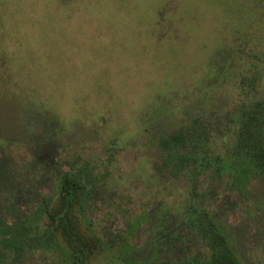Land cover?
Returning <instances> with one entry per match:
<instances>
[{
  "label": "rangeland",
  "instance_id": "obj_1",
  "mask_svg": "<svg viewBox=\"0 0 264 264\" xmlns=\"http://www.w3.org/2000/svg\"><path fill=\"white\" fill-rule=\"evenodd\" d=\"M254 72L262 81L245 95ZM258 97L264 0H0V205L32 209L30 225L43 230L59 173L88 165L100 178L70 217L87 239L103 238L88 264H118L105 231L143 245L185 199L188 179L165 167L162 131L198 118L224 152L231 112ZM223 182L204 179L208 208L243 264H264V175ZM60 240L65 252L38 249L20 264H64Z\"/></svg>",
  "mask_w": 264,
  "mask_h": 264
},
{
  "label": "trees",
  "instance_id": "obj_2",
  "mask_svg": "<svg viewBox=\"0 0 264 264\" xmlns=\"http://www.w3.org/2000/svg\"><path fill=\"white\" fill-rule=\"evenodd\" d=\"M261 81L262 76L257 72L243 78L245 95L251 88L259 87ZM231 117L235 140L224 152L212 149V134L198 118L168 132L162 131L159 148L165 167L173 174L183 173L188 179L185 199L177 210V217H159L154 236L143 245L137 244L130 233L112 231L111 235L105 231L103 236L109 242L105 248L116 263L243 264L225 225L208 208L211 190H203L204 179L223 185L226 177L245 183L257 174L264 175V98L243 100L235 106ZM59 174L60 203L49 212L52 223L43 230L30 225L32 209L24 217L15 214L18 207L10 201L3 207L0 205V264H20L38 249L65 252L60 238L70 250L64 264L89 263L92 249L98 246L97 237L102 236L87 239L70 217V209L88 192L93 194L100 177L84 164L71 165ZM28 190L31 196L41 194L30 186ZM174 239L182 245L178 252H170ZM191 241L194 251L189 245Z\"/></svg>",
  "mask_w": 264,
  "mask_h": 264
}]
</instances>
